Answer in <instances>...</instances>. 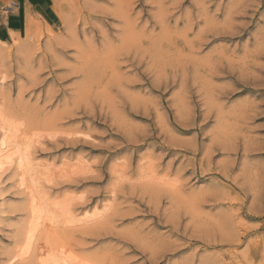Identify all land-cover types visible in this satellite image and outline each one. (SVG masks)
<instances>
[{
    "label": "rangeland",
    "instance_id": "1",
    "mask_svg": "<svg viewBox=\"0 0 264 264\" xmlns=\"http://www.w3.org/2000/svg\"><path fill=\"white\" fill-rule=\"evenodd\" d=\"M36 1L0 0V113L72 253L264 264V0H44L51 24ZM18 178L0 170V264H36Z\"/></svg>",
    "mask_w": 264,
    "mask_h": 264
},
{
    "label": "bare ground",
    "instance_id": "2",
    "mask_svg": "<svg viewBox=\"0 0 264 264\" xmlns=\"http://www.w3.org/2000/svg\"><path fill=\"white\" fill-rule=\"evenodd\" d=\"M25 19L29 27L30 17L25 16ZM0 42L4 41L0 39ZM5 118L6 116L0 113V123H2L0 125V170L7 165L14 164L19 171V185L23 187V190L25 189L28 198L29 221L24 232V243L22 248L20 247L21 250L19 249L21 254H32L36 264H87L84 261L81 263L66 246L64 236L58 230L57 210L59 207L50 202L46 194L39 189L38 175H36L27 143L18 139L16 133L19 129L17 131L13 125L16 123L11 121L12 124L8 117L7 120ZM35 238L37 244L33 246Z\"/></svg>",
    "mask_w": 264,
    "mask_h": 264
},
{
    "label": "crops",
    "instance_id": "3",
    "mask_svg": "<svg viewBox=\"0 0 264 264\" xmlns=\"http://www.w3.org/2000/svg\"><path fill=\"white\" fill-rule=\"evenodd\" d=\"M44 3H45L44 0L36 1L35 5H38L39 7L37 9H35V12L47 23L53 22L52 20L55 19L56 14L53 12V10H51V8L49 6H47V4H44Z\"/></svg>",
    "mask_w": 264,
    "mask_h": 264
},
{
    "label": "trees",
    "instance_id": "4",
    "mask_svg": "<svg viewBox=\"0 0 264 264\" xmlns=\"http://www.w3.org/2000/svg\"><path fill=\"white\" fill-rule=\"evenodd\" d=\"M43 15V14H42ZM44 16V15H43ZM45 17V16H44ZM46 18V17H45Z\"/></svg>",
    "mask_w": 264,
    "mask_h": 264
}]
</instances>
